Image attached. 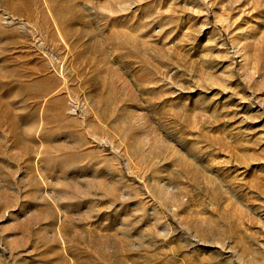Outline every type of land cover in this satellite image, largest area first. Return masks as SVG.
I'll list each match as a JSON object with an SVG mask.
<instances>
[{
	"label": "rangeland",
	"instance_id": "1",
	"mask_svg": "<svg viewBox=\"0 0 264 264\" xmlns=\"http://www.w3.org/2000/svg\"><path fill=\"white\" fill-rule=\"evenodd\" d=\"M0 264H264V0H0Z\"/></svg>",
	"mask_w": 264,
	"mask_h": 264
}]
</instances>
